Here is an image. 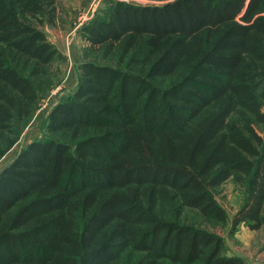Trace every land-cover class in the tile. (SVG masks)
I'll use <instances>...</instances> for the list:
<instances>
[{"label": "trees", "instance_id": "trees-1", "mask_svg": "<svg viewBox=\"0 0 264 264\" xmlns=\"http://www.w3.org/2000/svg\"><path fill=\"white\" fill-rule=\"evenodd\" d=\"M63 0H0V156L31 118ZM109 1L94 60L0 170V264H244L203 228L240 190L264 227V0Z\"/></svg>", "mask_w": 264, "mask_h": 264}, {"label": "rangeland", "instance_id": "rangeland-1", "mask_svg": "<svg viewBox=\"0 0 264 264\" xmlns=\"http://www.w3.org/2000/svg\"><path fill=\"white\" fill-rule=\"evenodd\" d=\"M109 1L124 2L131 5H158L154 0H63L61 9L53 25H44L42 30L47 40L58 51L48 67L46 80L40 87V98L31 118L21 127L11 146L0 156V170L9 164L20 150L33 141L48 137L47 116L52 107L69 97L75 90L79 77V65L94 60V55L81 33L82 27L92 19L101 16ZM241 193L231 181H227L219 190L216 201L227 214L225 224L206 223L207 231L220 237L224 243L226 256L238 257L244 264H264V227L249 230L240 224L234 230L231 220L237 212Z\"/></svg>", "mask_w": 264, "mask_h": 264}]
</instances>
